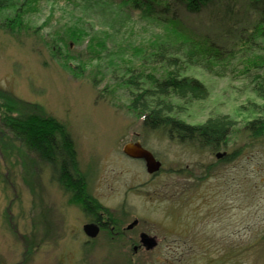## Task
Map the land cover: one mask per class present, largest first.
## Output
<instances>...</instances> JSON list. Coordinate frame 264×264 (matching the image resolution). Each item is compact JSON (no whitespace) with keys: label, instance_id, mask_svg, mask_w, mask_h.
<instances>
[{"label":"rangeland","instance_id":"rangeland-1","mask_svg":"<svg viewBox=\"0 0 264 264\" xmlns=\"http://www.w3.org/2000/svg\"><path fill=\"white\" fill-rule=\"evenodd\" d=\"M80 4L70 8V19H81L90 34L109 32L113 43L148 44L155 33L163 32L135 14ZM53 11L46 7L32 15L30 28L17 36L0 28V90L62 122L89 191L109 207L126 201L132 216L122 219L123 225L137 217L133 231L157 237L154 250L132 257L121 251L108 263L264 264V135L253 139L243 128L264 115V92L254 89L241 61L233 60L222 75L183 65L184 75L207 87V97L186 102L171 98L178 106L176 116L187 124L214 115L236 121L218 148L225 156L217 159L215 149L180 143L142 125L139 112L129 105V90L116 82L129 76L121 62L88 58L84 45L77 44L70 51L62 49L61 57L53 56L39 37L51 38L52 30L68 17L60 5ZM184 17L212 36L221 31L209 26L205 12L184 10ZM110 43L109 49H114ZM259 43L244 52V58L257 56L261 62L264 39ZM128 54L123 59L138 69L137 57ZM142 67L153 66L146 62ZM4 131L0 126V264H88L89 259L90 264L102 263L104 249L90 255L82 251L86 219L72 213L69 198L49 180L48 169ZM135 141L162 161L152 179L139 162L123 158L124 146ZM139 183L144 185L125 192Z\"/></svg>","mask_w":264,"mask_h":264},{"label":"trees","instance_id":"trees-1","mask_svg":"<svg viewBox=\"0 0 264 264\" xmlns=\"http://www.w3.org/2000/svg\"><path fill=\"white\" fill-rule=\"evenodd\" d=\"M55 4L60 5L68 17L52 30L51 38L40 35L42 43L53 56L61 57L62 49L70 51L71 45L77 44L84 45L88 58L100 56L121 62L122 72L129 76L124 82H116L129 90V105L139 112L142 125L148 130L162 131L180 143L191 141L216 149L236 127V121L226 115L209 116L196 125L187 124L176 116L178 106L171 98L186 102L206 98L208 94L201 81L182 73L185 64L222 75L227 73V66L233 60H240L254 89L261 94L264 92V59L260 62L257 56L244 58V52L260 46V40L264 39V0H0V28L17 36L30 28L32 15L46 7L53 14ZM79 4L86 9L99 7L102 11L107 8L135 14L141 20L156 24L163 32L155 33L148 44H116L109 32L90 34L81 19H70V8ZM184 10L205 12L209 26L221 30L219 37L192 27L184 17ZM219 39L223 41L219 43ZM109 41L114 49H109ZM125 54L137 57L138 69L133 63V67L127 65L129 62L123 59ZM146 62L153 67L143 68ZM146 70L149 73H145ZM0 124L8 138L19 142L39 165L48 169L49 180L69 200L77 199L85 190L86 177L81 171L77 150L62 122L46 114L41 107L25 104L0 90ZM243 128L253 139L263 137L264 115L248 121ZM0 149L3 151V145ZM86 199L90 202L88 207L96 205L92 198Z\"/></svg>","mask_w":264,"mask_h":264},{"label":"flooded vegetation","instance_id":"flooded-vegetation-1","mask_svg":"<svg viewBox=\"0 0 264 264\" xmlns=\"http://www.w3.org/2000/svg\"><path fill=\"white\" fill-rule=\"evenodd\" d=\"M139 142V141H135ZM133 143V142H132ZM140 143V142H139ZM184 143V142H183ZM191 146L199 145L196 142H185ZM142 147L146 148L142 143H140ZM215 157L224 158V154L219 157L217 154L220 152L218 148L215 149ZM150 151V150H149ZM123 152V151H122ZM151 152V151H150ZM154 158L160 161V168L158 171L153 173H148L150 178H154L157 173H159L162 167V161L151 152ZM124 159L130 161H137L141 165L145 167V160L142 158H132L124 153ZM146 170V167H145ZM86 177V176H85ZM144 183H139L138 185L127 187L125 190L126 193L133 192L134 189H138L143 186ZM85 190L79 195L75 201L70 200V207L72 209V213L79 215L80 219H86L85 223L82 225V251L87 255H90L94 250H102L104 249V257L101 259L102 263L100 264H114L108 263V259L114 254L119 255L121 251H126L130 253L131 257L133 254L138 253L139 251H152L155 246L152 248H148L147 244L144 241V237L142 234L148 235L145 231H133V229L138 225L139 220L137 217L132 218L133 220L126 225H123L122 219H127L129 216H132V213L127 209L126 201L120 202L117 206H107L103 204L96 196V194L92 193V190L89 191L87 181ZM90 197L95 201L93 206L88 207L87 205L90 203L86 198ZM73 199V198H72ZM110 209L109 211L107 210ZM78 214V215H77ZM78 217V218H79ZM136 221L135 224L130 226V224ZM94 224L97 227V232L94 236L88 235L84 231L85 224ZM158 244V239L156 241V245ZM133 259V258H131ZM91 259H89L90 262ZM88 262V261H87ZM88 262V264H90ZM92 264V263H91ZM120 264V263H115Z\"/></svg>","mask_w":264,"mask_h":264},{"label":"water","instance_id":"water-1","mask_svg":"<svg viewBox=\"0 0 264 264\" xmlns=\"http://www.w3.org/2000/svg\"><path fill=\"white\" fill-rule=\"evenodd\" d=\"M123 152L132 158H142L145 160V167L148 173H153L159 170L160 161L156 160L152 153L141 146L139 142L128 143L124 146ZM224 152H219L217 156L221 157ZM133 221L130 226L135 224ZM84 231L91 236H94L97 232V227L94 224L88 223L84 225ZM144 241L148 248H152L156 245L157 237L152 235L142 234Z\"/></svg>","mask_w":264,"mask_h":264}]
</instances>
